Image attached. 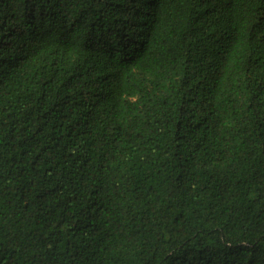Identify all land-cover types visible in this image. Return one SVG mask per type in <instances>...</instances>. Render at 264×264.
I'll list each match as a JSON object with an SVG mask.
<instances>
[{
	"label": "trees",
	"instance_id": "trees-1",
	"mask_svg": "<svg viewBox=\"0 0 264 264\" xmlns=\"http://www.w3.org/2000/svg\"><path fill=\"white\" fill-rule=\"evenodd\" d=\"M0 264H264V0H0Z\"/></svg>",
	"mask_w": 264,
	"mask_h": 264
}]
</instances>
